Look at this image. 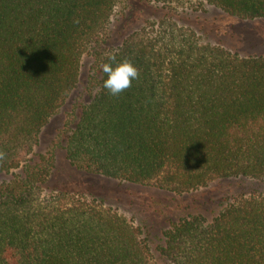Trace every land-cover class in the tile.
Segmentation results:
<instances>
[{
  "label": "trees",
  "instance_id": "obj_1",
  "mask_svg": "<svg viewBox=\"0 0 264 264\" xmlns=\"http://www.w3.org/2000/svg\"><path fill=\"white\" fill-rule=\"evenodd\" d=\"M148 1L166 14L114 44L126 0H0V172L19 171L0 184V264H155L123 217L80 193L43 192L57 148L86 174L176 195L217 180L264 184V54L202 44L174 17L184 0ZM198 1L264 19V0ZM109 53L140 73L119 96L101 88ZM84 57V98L48 154H34ZM162 238L168 264H264V193L182 217Z\"/></svg>",
  "mask_w": 264,
  "mask_h": 264
},
{
  "label": "rangeland",
  "instance_id": "obj_2",
  "mask_svg": "<svg viewBox=\"0 0 264 264\" xmlns=\"http://www.w3.org/2000/svg\"><path fill=\"white\" fill-rule=\"evenodd\" d=\"M126 2V17L120 23L116 20L120 16L115 15L112 21V26H117V34L112 41L114 44L120 42L130 31L140 28L143 23L154 22L166 14L161 5L148 0ZM183 3V6L177 8V12L173 10V13H178L174 17L179 24L195 31L202 44L221 45L241 55L264 54V19L241 20L219 8L203 6L198 0H184ZM90 63V59L84 57L78 86L42 129L34 154H48L74 104L80 103L84 98ZM18 172H0V184ZM57 190L80 193L123 217L138 230L140 240L147 241L152 251L151 261L155 264H168L160 258L158 249L162 244L163 231L172 223L194 214L211 218L236 195L264 193V184L249 180H217L206 188L176 195L150 185L119 183L102 176L86 174L68 162L61 147L56 149L51 176L43 192ZM92 190L95 195L87 196Z\"/></svg>",
  "mask_w": 264,
  "mask_h": 264
},
{
  "label": "clouds",
  "instance_id": "obj_3",
  "mask_svg": "<svg viewBox=\"0 0 264 264\" xmlns=\"http://www.w3.org/2000/svg\"><path fill=\"white\" fill-rule=\"evenodd\" d=\"M100 71L105 79L101 88L111 96H119L139 78V69L129 59L117 60L115 53H109L105 62L100 64ZM2 155V154H0Z\"/></svg>",
  "mask_w": 264,
  "mask_h": 264
}]
</instances>
